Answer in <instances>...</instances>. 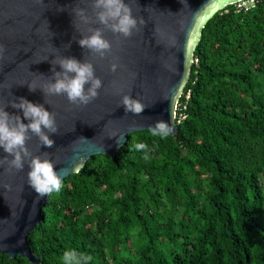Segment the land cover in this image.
I'll use <instances>...</instances> for the list:
<instances>
[{"label": "trees", "instance_id": "trees-1", "mask_svg": "<svg viewBox=\"0 0 264 264\" xmlns=\"http://www.w3.org/2000/svg\"><path fill=\"white\" fill-rule=\"evenodd\" d=\"M186 92L175 135L129 133L48 194L27 236L37 264L73 249L86 264H264V0L207 21Z\"/></svg>", "mask_w": 264, "mask_h": 264}, {"label": "water", "instance_id": "water-1", "mask_svg": "<svg viewBox=\"0 0 264 264\" xmlns=\"http://www.w3.org/2000/svg\"><path fill=\"white\" fill-rule=\"evenodd\" d=\"M238 1L125 0L133 15L146 22L125 38L99 22L94 0H0V108L19 116L25 125L29 121L23 119L22 110L12 107L20 97L55 114L58 131L47 133L53 146L42 145L29 132L26 147L33 156L50 154L56 168L65 169L63 179L93 155L114 158L129 133L150 131L158 120L167 121L174 128L170 135H175V105L188 82L202 29L215 13ZM96 29L111 45L104 57L79 44ZM58 57L93 65L102 81L96 99L77 106L64 95H45L41 87L54 82L53 70L61 71L53 63ZM29 84L36 90L30 91ZM126 94L147 105L141 115L125 112L121 99ZM120 137L123 141L118 144ZM6 155L0 148V253L23 255L37 264L27 236L43 219L48 195L39 198L28 185V159L23 170L9 171L3 162Z\"/></svg>", "mask_w": 264, "mask_h": 264}, {"label": "clouds", "instance_id": "clouds-1", "mask_svg": "<svg viewBox=\"0 0 264 264\" xmlns=\"http://www.w3.org/2000/svg\"><path fill=\"white\" fill-rule=\"evenodd\" d=\"M93 7L100 9L97 14L100 23L125 38L131 37L134 30L139 31L141 26L146 24L143 18L133 15L131 6L125 0H94ZM77 14L82 16V10H78ZM79 44L100 57L111 52L110 42L102 36L100 29L81 38ZM53 63H58L61 71L53 70L54 82L48 81L41 87L46 96L64 95L70 103L77 106L87 105L98 97L102 81L95 76L90 62H80L74 57H58ZM116 67L113 64L111 70L115 71ZM85 85H88L87 89ZM28 87L30 91L36 90L33 85L29 84ZM121 104L126 113L131 112L135 116L141 115L147 107L130 94L122 97ZM12 107L22 110L23 119L29 122L25 125L19 116L11 115L5 108H0V148L7 154L3 162L8 164L9 171L13 169L20 171L23 170L25 160L28 159V185L39 198H43L61 188L65 169L58 170L55 166L56 162L48 153L43 154V158L39 155L33 156L26 147V140L30 138L28 133L31 132L39 138L42 145L52 147L54 141L47 133L58 131L55 114L49 112L42 104L33 103L24 97H20L18 103L13 102ZM149 128L153 135L161 137H167L174 132V128L164 120L156 121ZM122 141L123 137L117 139L118 144ZM133 148L137 152L142 151L144 159L149 158L145 143H136ZM89 259L90 257L74 249L65 251L62 257L64 264H86Z\"/></svg>", "mask_w": 264, "mask_h": 264}, {"label": "built area", "instance_id": "built-area-1", "mask_svg": "<svg viewBox=\"0 0 264 264\" xmlns=\"http://www.w3.org/2000/svg\"><path fill=\"white\" fill-rule=\"evenodd\" d=\"M260 0H241L233 5L236 8V11H248L252 9ZM183 94V91L181 95ZM180 95V97H181ZM189 98V92L185 93V102H180V98L175 105V123L178 124L185 118L184 110L186 109V101Z\"/></svg>", "mask_w": 264, "mask_h": 264}]
</instances>
